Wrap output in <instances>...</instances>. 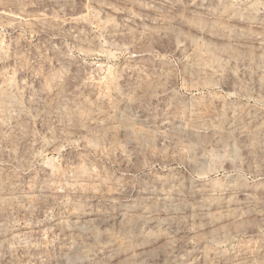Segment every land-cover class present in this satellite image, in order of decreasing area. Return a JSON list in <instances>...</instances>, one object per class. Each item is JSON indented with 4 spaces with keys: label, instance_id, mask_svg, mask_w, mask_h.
<instances>
[{
    "label": "rangeland",
    "instance_id": "rangeland-1",
    "mask_svg": "<svg viewBox=\"0 0 264 264\" xmlns=\"http://www.w3.org/2000/svg\"><path fill=\"white\" fill-rule=\"evenodd\" d=\"M0 264H264V0H0Z\"/></svg>",
    "mask_w": 264,
    "mask_h": 264
},
{
    "label": "bare ground",
    "instance_id": "bare-ground-1",
    "mask_svg": "<svg viewBox=\"0 0 264 264\" xmlns=\"http://www.w3.org/2000/svg\"><path fill=\"white\" fill-rule=\"evenodd\" d=\"M206 103H207V102H206ZM208 173H209V172H208ZM261 178H262V177H261ZM222 180H223V178H222ZM222 180H221V181H222ZM214 187H217V186L214 185Z\"/></svg>",
    "mask_w": 264,
    "mask_h": 264
}]
</instances>
